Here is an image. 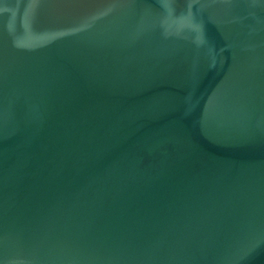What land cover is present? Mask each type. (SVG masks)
Returning a JSON list of instances; mask_svg holds the SVG:
<instances>
[{"label":"water","instance_id":"obj_1","mask_svg":"<svg viewBox=\"0 0 264 264\" xmlns=\"http://www.w3.org/2000/svg\"><path fill=\"white\" fill-rule=\"evenodd\" d=\"M0 264H264V0H0Z\"/></svg>","mask_w":264,"mask_h":264}]
</instances>
